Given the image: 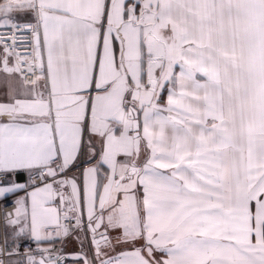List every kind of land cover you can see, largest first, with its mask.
Instances as JSON below:
<instances>
[{
  "label": "snow or ice",
  "instance_id": "6c2138e0",
  "mask_svg": "<svg viewBox=\"0 0 264 264\" xmlns=\"http://www.w3.org/2000/svg\"><path fill=\"white\" fill-rule=\"evenodd\" d=\"M0 85V264H264V0H0Z\"/></svg>",
  "mask_w": 264,
  "mask_h": 264
},
{
  "label": "built area",
  "instance_id": "2783aa9c",
  "mask_svg": "<svg viewBox=\"0 0 264 264\" xmlns=\"http://www.w3.org/2000/svg\"><path fill=\"white\" fill-rule=\"evenodd\" d=\"M20 51H25L26 49L24 47H21L19 49ZM14 207V201L12 200H3L0 199V215H3L6 212H11Z\"/></svg>",
  "mask_w": 264,
  "mask_h": 264
},
{
  "label": "crops",
  "instance_id": "0c3cea01",
  "mask_svg": "<svg viewBox=\"0 0 264 264\" xmlns=\"http://www.w3.org/2000/svg\"><path fill=\"white\" fill-rule=\"evenodd\" d=\"M167 87H170V85L166 86L165 91L162 93V99H163V102H165V103H166V99H167ZM0 88H2V85H0ZM14 199H15V197H12L9 200L14 201Z\"/></svg>",
  "mask_w": 264,
  "mask_h": 264
}]
</instances>
